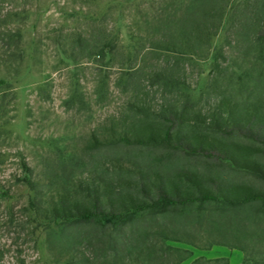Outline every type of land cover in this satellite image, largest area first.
I'll return each instance as SVG.
<instances>
[{
  "label": "rangeland",
  "instance_id": "1",
  "mask_svg": "<svg viewBox=\"0 0 264 264\" xmlns=\"http://www.w3.org/2000/svg\"><path fill=\"white\" fill-rule=\"evenodd\" d=\"M188 2L0 0V264H62L55 260L58 249L51 248L37 221L33 222L29 200L36 193L39 204L46 206V198L56 187L49 184L50 179L60 176L58 163L69 157L75 161L72 170L66 168L71 178H103L118 185L132 183V187L143 171L170 179L186 171L212 172L228 182L264 189L250 175L227 166H211L200 156L159 146L102 144L119 132L131 136L126 128L138 117H133L130 103L159 109L166 99H176L177 105L184 102L182 96L163 94L156 86H148L145 73L165 63L146 49L177 26ZM250 10H227L223 25L209 41L210 51L179 59V77L185 79L184 91L190 94L186 118L192 125L187 129L195 130L188 132L191 143L210 140L201 137L200 129L215 117H225L232 106L251 109L258 100L264 101L261 78L255 81L253 74L241 79L235 76L239 74L237 66L258 69L252 50L247 51L251 39L242 32L244 22L253 16ZM229 15L232 18L227 22ZM129 33L137 38L131 39ZM109 35L117 41L118 51L130 47L132 41L140 46L132 65L141 70L128 83L121 78L120 67L126 64L121 63L125 57L120 52L109 63L108 59L95 62L88 57L92 45ZM246 36L252 37V32ZM216 47L224 52V58L219 59L221 72L212 69V49ZM220 139L235 146L242 157L264 165L256 143L240 136ZM22 161L31 167L32 179L38 182L35 190L19 180ZM231 220L229 215L218 213L206 214L200 222L165 220L179 236L195 243L166 242L178 248L168 259L183 257L182 264H224V258L228 264H243L248 256L254 264L253 259H259L263 251L259 238L232 242V238L225 240L213 233L214 225ZM251 230L248 226L247 236ZM209 241L213 244L205 246ZM85 249L91 255V247Z\"/></svg>",
  "mask_w": 264,
  "mask_h": 264
},
{
  "label": "trees",
  "instance_id": "2",
  "mask_svg": "<svg viewBox=\"0 0 264 264\" xmlns=\"http://www.w3.org/2000/svg\"><path fill=\"white\" fill-rule=\"evenodd\" d=\"M233 1L189 0L177 20V26L146 49V53L161 57L165 62L145 73L147 85L156 86L163 94L182 96L184 102L177 105L176 99H166L159 109L142 102L130 103L133 117H138L126 128L131 136L127 132H119L102 144L143 145L149 148L159 146L181 151L203 157L211 166H227L250 175L264 186V165L255 159L242 157L235 146L220 139L231 136L248 139L258 145V153L264 158V101L261 99L251 109L239 110L232 106L225 117L213 118L206 128L200 129L201 137L208 136L211 141L191 143L188 137L191 136L188 132L195 130L187 129L192 128L186 118L190 94L184 91L185 79L179 77V59L207 54L210 51L209 41L223 25L229 10L252 9L253 16L244 22L242 32L251 39L247 51L252 50L253 61L258 62L255 63L257 70L254 66L250 69L237 66L235 68L239 74L233 72L237 79L253 74L255 81L261 78L264 83V0H240L235 4ZM230 15L227 22L232 18ZM249 32H252V37L246 36ZM129 35L133 40L137 38L134 33ZM139 51L137 41H132L130 47L118 51L117 41L109 35L102 43L92 45L88 57L95 62L108 59L109 63L120 52L125 57L121 63L126 64V67H120L121 78L128 83L141 70L139 66L132 65ZM223 54L222 47L212 49V69L217 72L222 71L219 59L224 58ZM72 159L74 157L58 163L62 171L60 176L57 174L54 180L50 179L49 184L56 187L46 198L45 207L36 200V193L29 200L33 222L37 221L36 226L44 232L51 248L58 249L55 260L62 264H182L183 257L171 261L168 259L167 256L173 251L178 252V248L166 242L195 243L179 236L178 231L171 229L165 220L172 223L175 219L180 224L193 220L200 222L206 214L213 213L232 218L229 223L212 227L213 233L219 237L225 240L232 238V242L252 236L259 238L263 251L261 257L253 261L254 264H264V189L228 182L212 172L186 171L170 179L161 174L153 177L151 171H143L132 187V183L118 185L103 178L100 181L89 177L71 178V172H67L66 168L69 166L72 170V164L75 163ZM21 169L19 180L29 189L35 190L38 182L32 179L31 167L22 161ZM248 226L252 230L247 236ZM83 242L85 244L82 245ZM97 242L99 245L93 246ZM211 244L213 241L205 246ZM87 246L91 247V255L85 251ZM237 247L247 252L246 247ZM98 249L103 253L96 256L95 251ZM134 250L135 255L132 253ZM222 261L228 264L226 259L222 258ZM249 261L248 256H245L243 264H250Z\"/></svg>",
  "mask_w": 264,
  "mask_h": 264
}]
</instances>
